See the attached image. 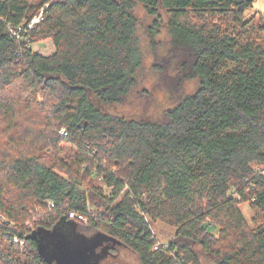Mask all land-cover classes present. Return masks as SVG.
Masks as SVG:
<instances>
[{
	"label": "trees",
	"instance_id": "16d2710c",
	"mask_svg": "<svg viewBox=\"0 0 264 264\" xmlns=\"http://www.w3.org/2000/svg\"><path fill=\"white\" fill-rule=\"evenodd\" d=\"M255 1L0 0V264H57L39 235L73 232L140 264H264V44L251 38L264 15L244 21ZM138 5L153 43L168 17L176 88L199 80L160 120L104 110L139 86ZM47 39L55 54L32 51ZM158 225L175 230L168 249L155 250Z\"/></svg>",
	"mask_w": 264,
	"mask_h": 264
},
{
	"label": "rangeland",
	"instance_id": "374dc122",
	"mask_svg": "<svg viewBox=\"0 0 264 264\" xmlns=\"http://www.w3.org/2000/svg\"><path fill=\"white\" fill-rule=\"evenodd\" d=\"M43 12V11H42ZM136 15L140 20V27L138 35L141 40V49L144 57L143 67L138 72L139 86L135 89L124 103L105 107L104 110L108 113L121 115L128 118H147L152 120H160L163 118L165 112L175 107L179 101L186 95L194 93L199 87V80L185 81L181 89H177L175 83L179 79L180 60L172 56L171 35H169L166 28L168 17L163 12V22L160 28L159 35L155 38V43L152 42L148 30L153 26V18L147 16L146 11L142 5L136 8ZM227 15L233 18L234 14L228 12ZM226 15V16H227ZM264 15V0H256L253 7L245 11L244 21L253 20L254 23L260 21L261 16ZM42 20V13L37 15L31 24H39ZM209 21L214 24L219 23L217 18L208 17ZM253 23V22H252ZM255 23V24H256ZM224 29L228 27L229 23H222ZM247 36H243L246 39ZM251 38L257 40L258 44H264L262 40L257 37L256 30L251 33ZM255 40V41H256ZM31 49L34 53L42 56H52L56 52L55 45L51 39L38 41L32 44ZM147 91V92H146ZM96 185H101L102 182L95 179ZM241 211L245 216L251 228H254L258 221V215L248 204L241 205ZM152 233L159 243L168 245L173 239L175 230L165 226L158 225L152 228ZM216 238L219 237L218 231H212ZM91 235L90 232H87ZM78 238L81 243L85 235ZM90 239H93L91 237ZM109 244L105 240L94 237L92 247L97 248L98 264H140L138 257L128 248L123 246H116V249L110 250ZM68 251L71 256L77 257L82 252L75 251L72 246H68ZM112 253L113 256L109 257Z\"/></svg>",
	"mask_w": 264,
	"mask_h": 264
},
{
	"label": "water",
	"instance_id": "95a60500",
	"mask_svg": "<svg viewBox=\"0 0 264 264\" xmlns=\"http://www.w3.org/2000/svg\"><path fill=\"white\" fill-rule=\"evenodd\" d=\"M74 233V232H73ZM61 235L60 233L52 234L47 240L45 234L39 235L40 250L51 260H56L57 264H98V256L95 258L96 249L92 247L93 239L83 237L81 243L77 240L81 236L73 234ZM96 239V238H95ZM72 246L75 251L82 253L77 256H71L68 246Z\"/></svg>",
	"mask_w": 264,
	"mask_h": 264
},
{
	"label": "built area",
	"instance_id": "2783aa9c",
	"mask_svg": "<svg viewBox=\"0 0 264 264\" xmlns=\"http://www.w3.org/2000/svg\"><path fill=\"white\" fill-rule=\"evenodd\" d=\"M32 26H33V24H31L29 27L31 28ZM60 134L63 135V136H66L67 135V130L66 129H63L60 132ZM49 204L51 206H53V203L52 202H49ZM0 218L3 219V220H5L4 217L1 215V213H0ZM69 218L72 219V220H75V221H77L79 223H82L84 225H86V224L89 223L88 218L85 215H83V214H81L79 212H75V211L70 212ZM154 238L156 240L155 250L162 249V248L168 249V245H162V244L159 243V241H158V239H156V237H154ZM14 241L16 243H18L21 247H24L25 246V240L20 239L18 236H15L14 237Z\"/></svg>",
	"mask_w": 264,
	"mask_h": 264
},
{
	"label": "flooded vegetation",
	"instance_id": "af4514ba",
	"mask_svg": "<svg viewBox=\"0 0 264 264\" xmlns=\"http://www.w3.org/2000/svg\"><path fill=\"white\" fill-rule=\"evenodd\" d=\"M114 249H116V247H115ZM110 256H113V254H112V253H110V254H109V257H110Z\"/></svg>",
	"mask_w": 264,
	"mask_h": 264
}]
</instances>
